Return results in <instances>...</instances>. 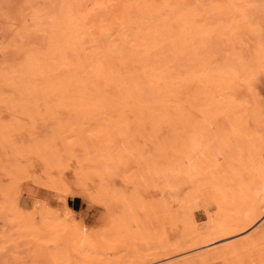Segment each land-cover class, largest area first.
I'll use <instances>...</instances> for the list:
<instances>
[{"label": "bare ground", "instance_id": "bare-ground-1", "mask_svg": "<svg viewBox=\"0 0 264 264\" xmlns=\"http://www.w3.org/2000/svg\"><path fill=\"white\" fill-rule=\"evenodd\" d=\"M55 1H57V0H55ZM256 1L258 2V0H93V1L92 0H59L58 2H61V3L59 5H56V8H54L55 10L53 9V11H56V13L54 15H51V13L53 14L54 12L50 11V16L48 17V15H49L48 14L49 10H48L47 16H46L48 19L45 18L46 14H43V17H42V13L40 11V15H41L40 19H42L43 22L45 19L47 20V21H45L46 24L44 22L46 27H44L45 25L42 27L40 25V27L42 28L40 34H42V31H44L43 36H46L48 34V37H46V39L48 38L47 39L48 46L46 44L47 43L46 39H44V37H41V35H39V33H38V30L36 29V28L39 29V25H36V24L38 22L43 24L42 21L41 22L40 21L35 22V25L33 27L34 31H32L33 29L29 28V25L31 26L32 23L34 24V22H32V23L29 22L28 23L29 24L28 29H30L33 32L32 34H34L35 29H36V31L38 33L37 35H39L41 38H43V40L45 42V43H43V45H46L45 49L48 47L47 48L48 50L46 49V51H48L47 53L50 55L48 57V55H46V53L44 52L45 50L43 51L44 53H42V54H44V56L46 55L45 57H48V58H50V56H52L50 58L52 60V62H50L51 60L47 59L49 64L52 63L51 68L50 67L49 68L47 67L48 69L46 68L48 71H50L48 74L49 75L48 80H46L45 82L43 81V79H44L43 76H45V75L47 76L48 71H46V70H45L46 72L42 71V73L40 74V72H41L40 70H43L40 67H43L44 65L42 63L43 61L40 62V64H42V65L39 64V61L41 58L36 59V57H38L39 54L37 55V54L33 53V51L32 52L30 51V52H28V55H27V53L25 54V56H27L26 57L27 60H24L25 59L24 58L23 59L24 61L22 60V62H20V63H22V65H19L20 63L17 64L16 61L15 62H16V65L18 67V70H20L19 66H21L20 68H22V66L25 65L23 63L24 62L26 63V61H27V64H26V68L28 69L27 73L30 72L29 76L32 78L35 70H36V72H39L40 77L41 76L43 77L41 79L42 81L39 82V84L40 83L41 84L38 85L37 81H36V83H37L36 84L35 79L33 78L34 84H36V85H33L31 83L30 79H29L30 80L29 81V80H27V78H25V76H26L25 74H24L25 76L23 74L19 75V73H20L19 71H18V73H16L18 75V77H16V75L14 77H12V75H13L12 73L14 71L11 69V67L14 66L15 63H14L13 59L12 60H13L14 64L9 63V61H11V59H10L11 56L15 57V59H16V56H13V55L9 56V61H8L9 65L10 64L12 65V66L10 65L11 67L9 68L12 71V73H11L12 75L11 76L9 75L10 78L8 79V76H7L8 71L5 72V74H7V75H5V76H7V78L2 79L1 78L2 76H1L0 82H2V80H3L4 83H2V84H4L5 88L8 87V90H10L8 83L10 84V87H11V85H13L11 87V88H13V89H11V91H14V90L21 91L22 90V92H20V93H23V90H24L25 94L24 95L22 94V95L25 99L29 98V97L25 96L26 92H28V91H29V96L31 97L32 89L35 88L34 86H38V87L39 86L42 87L43 85L47 86V90L50 91V93L52 95V97H51V95H49L51 101H53V102H51V103H53V104H51L52 106L50 107V105H49L50 102L48 103L49 98L47 99V97L46 98H45V96L43 97V95H45V93H46L45 90H44V94L42 95V98L45 100L47 99L45 101L46 102L45 104H48L47 107H49V109L48 108L47 109L50 111V113H52L51 116H53V114H54L55 117L59 116L60 119H62V120L66 116V119H64L65 121L57 119V125L54 126L53 131H52V135L49 138L50 152L53 154H56V155L62 154L64 152L65 154H68V156L72 157V156H76V154H77L76 148L78 147L77 149L81 148V151L84 149L87 152V154L91 153L92 155H91V157H89V156L84 157V160L83 159L79 160V161L76 160V162L78 163L76 165L77 176L74 178L71 177L69 174H67V172L65 173L62 171L63 165L61 164V162H57V163H55V165L53 164L52 169H54L55 172H58L59 174H58L57 180L55 182H52L53 184L49 188V200L42 199L41 201H38L35 199L34 201H29V203H27L26 197L23 196L24 190L21 188V186L16 185L17 188H15V190H13V193L11 195L12 196V198H11L12 205H10V206H12L11 209L13 211V214L11 217H13V218H14V216L17 217L15 219H17L16 221H19V222H17L18 224L20 223V221H22V218L24 219V217H26L25 219H27V220L29 219L28 221H25L26 226H22V224L21 225L19 224L21 227H26V228L29 224H32L31 221H33V220H30L29 215L30 216L32 215V217H38L43 222L42 223L44 225L43 229L46 230L47 232H48V229L46 228L47 225H49L50 223L54 224V222H52V221L49 222V221L50 220L54 221V219L57 220V218L59 219L61 217H63V222L67 221V220H71L72 224L76 225L77 223H75V221L77 220V222L79 221L81 226L86 227L87 224L85 223L84 214L80 211L79 216L77 218L76 217L74 218V214L76 211L71 206H69L67 204V198L70 196L85 198L87 194H91V191L93 189L92 188V181L88 178V175L90 173H89V170L86 169V165H85V163H88L86 161L88 159L87 157L90 158L88 160H90L89 162L92 163L90 165L94 166V168L96 169V171H94V172H97L98 175L102 177V179L103 178H104V180L106 179V181L108 183L114 182V179L116 176L115 173L116 172L118 173V171H119V167H118V171H117V165H120V164H118L119 160H121L123 162V163L121 162L122 164H127V163H130L131 159H133L132 162L137 163V165L140 168V172L138 173L139 178L146 180L148 177H152V178L159 180L161 192H164L165 195L167 196V199L171 203L173 202L175 204V206L173 208H175V211L178 214V215H176V212H175V215L180 217L184 226L187 227V229L190 231V234L193 236L192 239H194V241L192 242V240H189L187 238L189 241H191L190 244L185 242V243H187V245L182 246V244H181V246H177L176 245L177 243H176L175 245L177 247H174V249L171 248L170 245H168V244H171V242L170 243L168 242V244H167L168 247L170 249H173V250L166 251L165 248H167V247L163 248L167 243V239H166V243L164 244L163 247H161L162 249L160 248L161 250L164 249L163 251H166V252H164L162 254H160V253H158V254L154 253L153 254L152 253L153 255L151 254V252H146V253H142V254L140 253V255H138V257H136V258L135 257H133V258L127 257L128 260H126L125 262L122 260V264H156L158 262H161L162 259H166V258L169 259L170 258L172 260V258L170 257L172 253L179 252V254H180L181 250L187 249L188 247L189 248L194 247L197 250H199V248H197L198 245L204 246V248H203L204 251H202L200 253H198L199 252L198 251L195 254L193 249H192L194 254L192 253L193 255H191V253H189L190 252L189 251L187 253V254H189V256L183 257L182 260H180L181 258L179 255L180 259H178V261H176L177 259L175 260V262L171 261V262L166 263V261H164V260L163 261L165 262V264H206V263H209L211 260H213V259L215 260V258L217 259V257H220L222 255L228 256L231 254L234 257H231V255H230V257L234 259V258H236L234 254H237L240 251H242L245 254L242 257L238 256L239 258H241L240 261L238 262V257H237L235 260L236 263L233 260L232 262H234V263H231V264H264V251H261L260 249H257V250L255 249V248L260 247L261 245H264V242L258 243L259 241L264 239V229L260 230L258 227V229L260 231L257 235H254L256 232H253L254 236H252V234L249 233L251 236H249V237L246 236V239L244 238V240H242L243 239L242 236L244 235L242 233L243 235H240V238H242V239H241V241H238V242H235V241L231 242L232 238L230 237V236H234L233 237V240H234L235 238H238L239 234L241 232H243L244 230L248 229L250 232V227L252 226V224H254L255 220L260 215H264V201L260 202L259 204L255 205V206H250L248 208L246 207L245 210L242 211V213H240L242 208L239 209L240 208L239 207L238 209L240 210L239 211L240 215L239 216L237 215L235 218H234V216L232 217L231 214H230L231 215L230 219H219L218 220L217 216H216V219H217L216 221H215L214 217H208L211 219H208L206 223L199 225L197 223L195 216H194L195 215L194 211H196L194 209L196 207L202 206L204 209L207 210V204H208V198L206 197L207 193L205 194V190L209 187L206 186V183H201V182L200 183H198V182L194 183V181L198 177H200V175L202 173H204V174L206 173L204 169H203V172L201 173V170H202L201 166H203L202 164H204L205 161L206 162L209 161V160H207V158H204L205 160H204V162H202L199 159V157L200 156L208 157L209 156L208 153L209 154L213 153V152L211 153L210 150H208L207 155H205L206 153L204 154L202 152V151H205V150H203L205 145H206V147L209 146V148L211 149L210 146H212L214 148L215 147L214 145L217 146V144H218L217 142H219L216 140L215 144L213 142V144L210 145L212 143V139H211L210 133H209L210 138H208V135H207L208 129L205 126L206 123L204 124V127H203V130H205L207 132V133L204 132L206 135L203 133V130L201 128L203 135L201 133L200 134L199 133H192V134L187 135V137H185L186 138L185 141L183 140L185 143L184 144L185 151L181 157L179 155L178 159H177V157L174 158L173 160L170 159L171 157L169 158V153L171 155V152H173V150L175 148V144H171L173 146L170 145L171 147H169V146H167L169 144L168 141H167L168 144L166 143L167 139L166 140L164 139L163 141L162 140L159 141L163 134L161 135V137L160 136L157 137L160 139L157 140V144L155 143L157 145L156 149L161 152V154L164 158V159H162L163 160L162 162L160 161V164L159 163L155 164L154 162L152 164H149V163H151L150 157H147L148 159H146V161L149 160L150 162L149 161L146 162L145 160H142V159H144V157L147 156V155H145L144 157L141 156V151L144 152L143 146L145 147V145H146V144L144 145L145 141H143V143L137 142L138 141L137 138L135 139L137 141H134L133 139L131 140V138L128 139L127 135H126L127 133L129 134V132H127V131L132 130L133 134H135V135H133V138L136 135L140 136L143 133L145 134V131H146L145 129L148 128V126H149V127H152L153 131L150 130V128H149L148 130L150 132L149 131H146V132H148L150 137H152L151 136L152 133L155 134V131L157 132L159 129H161V127H163L162 125L164 124L165 121H172L173 122V121L179 120V117L182 113L181 109H185L182 106L183 98H184V100L186 99L184 102L193 101L192 99H189L190 100L189 101L187 96L185 97L184 95H182L183 91H186L185 88L187 86V84H184L182 82L188 83V86H189V83H192L189 80L193 79L192 77H194V75L197 78L198 77L197 72H199V70H198L197 72L194 71L195 72L194 74L193 73L189 74V70H191V69L194 70V66H193L192 62H193L195 56L198 55L196 53L200 52L199 48H195L198 51H196L195 49H192V48L195 45H197V42L199 41L200 37H201L200 41H203L202 39H204V41L206 40L207 37H206V34L204 32L207 33V31L209 29L208 27H210L211 29L215 28V27L214 28L212 27L213 25L212 26L209 25L208 17L210 16V14H211L210 17H212L214 15L213 19L215 20V16L217 17V14H219L218 17L220 16V18H221V17H223V15L225 16L226 14H228L227 12H229V19H232V18H230V14H231V17L232 16L234 17V15H235L234 19H236V22H238L237 19L239 18V15H240V20H239L240 23H242V21L245 19L248 21H253V22L255 21L258 24L259 23V22H257L258 19L264 18V16H262V10H264V6L260 5V3L257 5ZM9 2L7 0H5L4 3H6L7 7L12 9ZM31 2H29V3H31ZM29 3H28V6H29ZM52 3H53V1H52ZM262 3H264V2H262ZM26 4L24 6H26ZM33 4L34 3H32V5ZM1 5H4V4H1ZM6 5L4 6V8H6ZM51 5H53V4H51ZM28 6H26V8ZM42 7H43V5H42ZM54 7H55V5H54ZM231 7L232 8L235 7L238 9L234 10ZM4 8L1 7L0 11ZM19 8H20V6H19ZM24 8L22 7V12H23ZM34 8H35V4H34ZM227 8H229L230 10L227 11ZM14 10H16V12H17L18 9H14ZM3 11H1V13L3 15L0 13V15H2V18L5 17L4 13H5V15H7L6 12L9 11V9H7L6 12H5V10H3ZM35 11L36 10H34L33 12L35 13ZM213 11H214V13H213ZM221 11L223 12V14H221ZM10 12H8L9 15L14 16V15H11L13 13V11L11 12V14H10ZM24 12L29 13L32 11H29V10L27 11V9H26V11L24 10ZM45 12H46V10H45ZM225 12H226V14H225ZM236 12H237L238 17L236 16ZM19 13L16 14V17H18V18L12 17L14 19L13 27H14V24H16L15 22L24 21V22H22L24 25V23H26L25 19L27 20L30 15H31L30 16L31 19H29L28 21L34 20V17L36 20L39 19V12H38L37 16L34 13L30 14L29 16L27 14V15H25L27 17L24 19H23L24 14L20 13V15L18 16ZM233 13H234V15H233ZM20 16H22L23 20L22 21H19V20L15 21V19H21V18H19ZM2 18L0 16V19H2ZM7 18H9V16H7ZM12 18L9 20H12ZM220 18L218 19L220 27H219V25H217L218 31H219V28L223 29L224 26H225V28L228 27V30H229L230 27L227 24L229 23V25H230V22H235V20H233V21L229 20L228 23L226 22V24L223 25V22L221 24V21H219ZM225 19H227V18H225ZM245 20L243 22H246ZM262 20H264V19H262ZM4 21H6V20H4ZM210 21H211V19H210ZM227 21H228V19H227ZM204 22H207L208 24L206 25ZM236 22H235V25H236ZM255 22H254V25H255ZM6 23H8L7 24L8 26L6 25ZM9 23L11 24V21L8 22V19H7V21L4 23L5 25L3 24L4 27H6V26L9 27L10 26ZM22 23L19 24L20 26H18V28L22 26ZM224 23H225V21H224ZM199 24H201L203 26V27L201 26V30L198 28V31H201V33H202L201 35H200V32H198L196 30V28ZM203 24L205 25V27ZM226 25H227V27H226ZM35 26H37V27H35ZM206 26H208V27L206 28ZM7 27L5 29H8ZM13 27L12 28L10 27V29L13 30ZM234 27L231 26L230 30L236 31ZM237 27L238 26H236V28ZM256 27H257V25H256ZM25 28H26V26H25ZM46 28H47L48 33L46 32ZM16 29H15L16 32L18 30H21V29L23 31L22 27H21V29L20 28L17 30ZM28 29L26 28V30H24V31L26 32ZM238 29H240V28L238 27ZM11 30H9V31L7 30V31L10 33ZM215 30L214 31L216 32V35H214L213 37L216 41H219L218 40L219 35H217L218 34L217 27L215 28ZM225 30L226 29H224V33H225ZM7 31L6 32L2 31L3 37H6V35L4 33L7 34ZM15 31H13V32L15 33ZM195 31H197L198 33ZM209 31L211 33L210 29H209ZM239 31H241V30H239ZM215 32L212 31L211 34H208L209 35V38H207V39H209L208 41L211 40V38H212L211 35L215 34ZM236 32H238V31H236ZM257 32H258L257 36L260 38L261 31H257ZM14 33L12 34V36L14 35ZM17 33L20 34L19 31ZM26 33L29 35L30 31H29V33L28 32H26ZM45 33H46V35H45ZM222 33H223V31L220 33V36L222 37V38H220L221 40L223 39V36H224V34L222 36ZM255 33H253V34H255ZM18 34H16L17 37H18ZM21 34H25V33H21ZM35 34H36V32H35ZM197 34H199V37L197 36L198 38L195 39L196 38L195 36ZM16 35H14V36L16 37ZM231 35H232V32L230 34V37H231ZM12 36H10V37H12ZM215 36L218 38H216ZM19 37L20 38L23 37V39H24L25 36L21 35ZM30 37H32L31 34H30ZM40 37H39V39H41ZM0 38H1V36H0ZM12 38L9 39V37L8 38L6 37V40H11ZM1 39H0V41H1ZM26 39L28 41V36L25 38V41H26ZM34 40H35V38H34ZM11 41H14V40H11ZM17 41H15L17 43L13 42L12 44L13 45L15 44L14 46L17 48V51H18V48L21 50V48L19 46L20 44L18 46L16 44L21 43L24 40L20 42L18 39ZM195 41H196V43H195ZM245 41H246V39H245ZM6 42H9V41H6ZM37 42L40 43V40H38ZM28 43L29 42H27V44ZM209 43H211V45H212V42H209ZM217 43H219V42H217ZM235 43H233L234 46H235ZM5 44L6 43H4V45ZM7 44L8 45H6V46L8 49L4 46L3 50H5V48L7 49V50H5L6 52L13 50L11 48H14V46L10 47L9 45L11 43H7ZM27 44H25V45H27ZM31 44H33V46L35 45L34 46L35 48L36 47L40 48V44L37 46V43L36 42L34 43L33 40L30 42V46H31ZM41 44H42V42H41ZM205 44H208V43L205 42ZM213 44H214V42H213ZM25 45L23 43L22 49L25 47ZM8 46L10 47V50H9ZM197 46H199V45H197ZM225 47H226V45H225ZM16 48H14V49H16ZM27 48H29V47H27ZM223 48H224V46H223ZM41 49H43V47ZM41 49H39V50H41ZM191 49L195 50V53H193V51L190 52ZM201 49L203 52L204 48H201ZM226 49L228 50V48H226ZM24 50H26V49H24ZM24 50H23V52L20 51L19 53L20 54L24 53ZM207 50H209V49H207ZM5 51H4V54H5ZM15 51H13V52L11 51L12 54ZM184 51H188V54H189V55L187 54V56L181 55V57L186 56V58H185L186 61L189 59L190 56L195 54V56H192V57H194L193 59H192V57H190L191 59H189V60H192L191 63L188 61L187 62L185 61L186 66H184L185 64L181 62L182 61L181 59L179 61V58H181L180 54H181V52L184 53ZM206 51L204 52L205 56L207 54ZM11 52L7 53V54L9 55V54H11ZM35 52H36V49H35ZM202 52L199 53V54H201L198 56L199 59H200V57L202 58ZM185 53H187V52H185ZM4 54H3V56H4L3 58L5 59L6 56ZM208 55H207V57H208ZM203 56H204V54H203ZM210 56L211 55H209V57ZM215 56H217V54ZM187 57H188V59H187ZM20 58H22L21 55H20ZM212 58H213V55H212ZM17 59H19V58H17ZM38 59H39V61H37ZM182 59H184V58H182ZM202 59L204 60V58H202ZM5 60H3V61H5ZM46 61H45V63H46ZM196 61H198L197 56H196ZM180 62L182 63V67H180L181 66ZM5 63H6V61H5ZM187 63H189V66L192 64V67H190V69H188ZM4 64H3V66L5 67V65L7 63L5 65ZM194 64H196V63H194ZM9 65L7 64V67H9ZM3 66H1V67H3ZM204 67H205V65H204ZM180 68H186L185 71H186L187 75H184L185 72L183 73V71L180 70ZM205 68H207V67H205ZM3 70L4 69H2V71ZM6 70H7V68H6ZM15 70L17 71V68ZM195 70H197V69H195ZM208 70L209 69H207V71ZM24 71H26V70H24ZM24 71H23V73H25ZM187 71H188V73H187ZM210 71H211V69L209 70V72ZM251 71H252V69H251ZM15 72H14V74H15ZM36 72L34 75H38ZM43 72L45 73V75H42V74H44ZM204 72H205V70H204ZM214 72H215V69H214ZM222 72H224V70ZM196 73H197V75H196ZM200 74H202V73H200ZM219 74L220 73H218V75ZM188 75L190 76L189 78L187 77ZM184 76H186L187 79H186V77L184 78ZM210 76H211V74H210ZM26 77H28V74ZM38 77L36 79H38V81H39ZM202 77H204V78H202ZM202 77H201L202 80L206 78L205 76H202ZM221 78H222V76H221ZM193 80H197V79H195V77H194ZM198 80H200V78ZM261 81H262V79H261ZM46 82H47V85H46ZM195 82H197V81H195ZM195 82L193 81V83L195 85L191 84V86H193V85L197 86L198 84ZM236 82H238V81H236ZM201 83H203V82H201ZM204 83H206V82H204ZM182 84H184V85H182ZM261 84H264V83H261ZM245 85H246V83H245ZM4 86L0 85V88H2V89H0L1 92L3 91ZM182 86H183L184 90H182ZM184 86H185V88H184ZM188 86H187V89H188ZM191 86H189L190 89L192 88ZM41 87L36 88V89H39V91L42 90V92H43V89H41ZM196 89H197V87H196ZM6 90H4V91L7 92L8 90L7 91ZM207 90L205 89V91H207ZM212 90H214V89H212ZM16 91H14V94ZM1 92H0V95H1L0 99H2L3 94H5V93H1ZM33 92L36 94V96H38L37 95L38 90L34 89ZM187 92H189V91H187ZM17 93H16V96L21 95V94L18 95ZM30 93H31V95H30ZM40 93H41V91H40ZM50 93H47L46 95H48ZM9 94H10V92H9ZM9 94L7 92L6 97ZM22 95H21V97H22ZM33 96H32V98H33ZM188 96L190 98V95H188ZM9 97H10V95H9ZM9 97H7V99ZM199 97H201V99H202V96H199ZM207 97L209 98L208 95H207ZM14 98H15L14 96H13V98L10 97L8 99V102H10L11 99H12L11 100L12 102L15 101V104H16V102L19 101L18 105H20L19 103L24 102V101L18 100V98H17V100H18L17 101ZM35 98H36L35 100H37V101H38L37 98H40L42 100L41 96L35 97ZM13 99H14V101H13ZM205 99H206V103H207V98H205ZM4 100H6V99H4ZM4 100L2 99L3 103H6ZM221 100L225 101V100H223V98H221ZM2 101H0L1 102L0 104H3ZM8 102H7V104H8ZM28 102H30V100H28L27 102H24V103H28ZM32 102L34 103L33 99L30 102V104L28 103L27 105H36L35 103L33 104ZM202 102L204 103V101H202ZM37 103L41 104V103H43V101H41V103H40V100H39ZM193 103H197V102L193 101L192 104ZM199 103H201V102H199ZM199 103H198V106H199ZM206 103H204L205 107L207 105ZM225 103H227V102H225ZM233 103H236V102H233ZM240 103H242V102H240ZM7 104H6V106L10 105V104H8V105ZM13 104H11V105H13ZM15 104H14V106H16ZM208 104H210V103H208ZM204 105H202V106L204 107ZM43 106H44V104H43ZM53 106H54V108L57 107L56 109L53 110L54 113L52 111ZM181 107H183V108H181ZM208 107L211 109V104ZM208 107H206V108H208ZM36 108H35V110H36ZM189 108H191V106ZM197 108H195L193 110L195 111V113L198 112V114H199V111L196 110ZM221 108H222V106H221ZM224 108H222V110ZM216 109H218L217 112L219 113L220 109L219 108H216ZM225 109L227 110V108H225ZM25 110L28 112L27 108ZM32 110H33V108H32ZM187 110L185 109V111L187 113L183 110L184 115H185V113L187 114V120L185 121L186 124H187V122H189L188 121V119H189L188 118V112H193V111H189L190 109L188 111ZM208 111H210V110H208ZM212 112L213 111H211V113ZM222 113H226V112L223 110ZM61 114L64 115V116H62V118H61ZM202 114L203 113H201V115ZM215 114H216V112H215ZM54 116H53V119H54ZM212 116H214V115H212ZM222 116H223V114H222ZM200 117L202 118V116H200ZM220 117H221V115H220ZM226 118H228V116ZM262 118H264V117H262ZM209 119H212V118H209ZM228 120L230 121V119H228ZM262 120H264V119H262ZM232 121H233V119H232ZM179 122H180V120H179ZM209 122H212L211 125L213 124V120H211ZM198 123H199V121H198ZM198 123H197V126H199ZM191 124H192V121H191ZM194 125L196 126V124H194ZM217 125L219 127V124H217ZM228 125H226V126H228ZM195 126H193V127H195ZM209 126H210V124H209ZM234 126H235V124H234ZM252 126L255 127L254 124H252ZM236 127H237V125H236ZM258 127H260L259 129H261L262 133H264V122L259 123ZM186 128H187V126H186ZM219 128H220V131L223 130L222 126ZM215 129H217V128H215ZM215 129L214 130L210 129V130L214 133ZM232 130H234V128H232ZM232 130H231V132H232ZM11 131L9 128H6L5 131L0 132V136L3 137V147L9 149V151L11 153H13V152L17 151V148H15L13 146V143H12L13 141L11 140L12 136L10 134V133H12ZM189 132H190V130H189ZM228 132H229V130H228ZM116 133H118V136L119 135H120V137L122 136L121 139L123 137H125L130 143L128 142L127 145H124L125 143L123 142L124 143L123 146H120L119 144H117V146L119 145L118 148L115 145L116 147L114 146L115 147V149H114L113 141H116V140H113V138L117 137V135L116 136L114 135ZM148 133H147V135H148ZM161 133L162 132H160L159 134H161ZM224 133H226V132H224ZM241 133H243V132H241ZM159 134H157V135H159ZM245 134L246 133H244V135ZM255 134L258 135L259 133L258 134L255 133ZM143 135H142V137H144ZM213 135H215V134H213ZM154 136H156V135H154ZM261 136H264V135H261ZM214 137H216V136H214ZM125 138L122 140L126 141ZM148 138H149V136H148ZM153 138H155V137H153ZM243 138H244V136H242L241 139H243ZM258 138H256V139H258ZM144 139H145V137H144ZM209 139H211L210 140L211 143L209 142L210 144L207 145V143H205L206 142L205 140L209 141ZM246 139L247 138H245V140ZM249 139H250V137H249ZM148 140L151 141V139H148ZM148 140H146L147 143L149 142ZM222 140H224V139H222ZM230 141L231 140H229V142ZM222 142H225V141H222ZM243 142H244V139H243ZM117 143H119V142H117ZM174 143H176V142H174ZM148 145L149 144H147V146ZM230 145H232V143ZM236 145H235V147H236ZM147 146L145 148L146 149L145 152H147V148L149 147V146L148 147ZM153 147H155V145ZM220 148H221V146L219 147V149ZM223 148H225V147H223ZM234 149H236V148H234ZM212 150L213 149H211V151ZM214 150L217 153V156L222 155V153L219 154L221 151H218V146H217V148L215 147ZM245 150H246V147H245ZM85 151H83V152L86 154ZM176 151H177V148H176ZM225 151H227V150H225ZM231 151L234 152V150H231ZM237 152H239V154H241L239 150H237ZM244 153H246V152H244ZM146 154H148V153H146ZM215 156H216V154H215ZM222 156H224V155H222ZM262 156H264V155H262ZM63 157L65 158V156H63ZM172 158H173V155H172ZM198 160H199V163H197ZM143 161H145V162H143ZM227 161H229V160H227ZM258 161L260 162V160H258ZM200 162H201V164H200ZM235 162L237 163L238 161H235ZM219 163H221V162H219ZM197 164L199 165V167L197 166ZM225 164H223V168L225 167ZM260 164H262V163H260ZM9 165L10 164H8L7 166H9ZM205 165H206V163H205ZM11 166H12V168L14 167L13 164H11ZM37 166H38V164H37ZM200 167H201V169H200ZM219 167H220V164H219L218 168ZM233 167H234V165H233ZM6 168H8V167H6ZM203 168H204V166H203ZM17 169L24 170L23 166H21V165H17V166L15 165L14 170H17ZM7 170L9 171V173H11V169L9 170V168H8ZM233 170H234V168H233ZM8 171H7V173H8ZM237 171L238 170H236V172ZM250 172H251V169H250ZM219 174H220V172H219ZM225 174L226 173H224L223 175H225ZM9 175H11V174H9ZM208 175H210V174H208ZM9 177H11V176H9ZM223 177L226 179L227 176L225 175ZM223 177H220L219 179H223ZM14 183H16V182H14ZM216 184H217V182H216ZM227 186H228V183H227ZM216 187H217V189H220V190L223 189V187H221V186H216ZM211 190L209 191V193H212ZM215 194L217 195V193H215ZM225 195H227V196L231 195L230 191H228V194H225ZM233 195H234V193H233ZM212 198L215 200V198L213 196H212ZM218 198H216L217 201H218ZM38 199H40V198H38ZM164 200H166V199H164ZM1 202H3V201H1ZM164 203H165V201H164ZM215 203H216V201L214 202V204ZM167 204L168 203H166L164 205L168 206ZM237 205H238V203H237ZM2 206H1V208H3ZM37 206H39V211L35 213L34 210ZM221 206L219 205V207H221ZM238 206L242 207V203L239 204ZM226 207L229 209L228 206H226ZM168 208H170V207L168 206ZM168 208H167V210H168ZM230 208H231V206H230ZM30 209H31L30 213L25 212L26 210H30ZM165 209H166V207H165ZM234 211L235 212L238 211L237 208ZM9 213H12V212L9 211ZM27 213H29V214H27ZM169 213H171V212H169ZM173 213H174V211L172 212V214ZM214 213H215V211H214ZM236 213H238V212H236ZM216 214H217V212H216ZM226 214H227V212H226ZM208 215L210 216V214H208ZM220 215H222V214H220ZM219 217H222V216H219ZM8 218L10 219V217H8ZM171 218H172V215H171ZM19 219H21V220H19ZM21 223H23V222H21ZM173 223L171 225L172 227H174ZM48 227H50V225ZM260 228H262V227H260ZM30 229H32V228H30ZM37 229H38V227H37ZM50 229H51V227H50ZM57 229H56V231H58ZM34 231L35 230H33L32 232L30 231V233H34ZM254 231H256V230H254ZM50 232H51V230H50ZM52 232H54V231H52ZM168 232H169V236L171 234L175 233V231H174V233H170V231L168 230L167 234H168ZM73 233L75 234V236H73V237H75V239L74 238L69 239L68 237H65L66 235L65 236L62 235L60 237L61 244H59L58 246H54V250L52 249L53 254L50 253L51 250L49 251V253H50L49 259H51L50 260L51 264H69L68 263L69 262V256L67 255L66 251H69V249H73V247L74 248L77 247V244H79V243H80L79 246H81V245L85 246V245H83L84 244L83 242H84V239L86 238V234L88 233L86 228L74 229ZM245 233H247V232H245ZM48 234L52 235L51 233H48ZM236 234H238V237H235ZM35 236H36V233H35ZM140 236H142V234L139 235V237ZM53 237L55 238V235ZM227 237L229 238L228 239L229 241L226 240ZM162 238H160V240ZM224 238H226V239H224ZM230 238H231V240H230ZM182 239L184 240L185 237H183ZM182 239H180V242L179 241L178 242L184 243V241ZM187 239H185V240L187 241ZM181 240H182V242H181ZM220 240H226L225 242H223V241L222 242L227 243V244H224V245L222 244V246L217 245L218 244L217 242H220ZM164 241L165 240H163V242ZM173 241H174V239H173ZM175 241H177V239ZM262 241H264V240H262ZM91 242H92V240H91ZM132 242H134V240H132ZM163 242H161V243H163ZM90 243H89V245H90ZM158 243H160V241ZM259 244H261V245H259ZM175 245H172V247ZM215 245L218 247H216ZM251 245H254V247L253 246L251 247ZM255 245H256V247H255ZM212 246H215V247L213 248ZM55 247H57L56 250H55ZM205 247H207L208 249H205ZM209 247H210V249H209ZM250 247L253 248L254 250H256L257 252L251 254V252H250L251 248ZM78 248H80V247H78ZM4 250H6V249H4ZM83 250L85 251V249H83ZM17 251H15V252L17 253ZM96 251H98V250L96 249ZM1 252H3V251H1ZM34 252H35V250H34ZM54 252H56V253H54ZM22 253H24V252H22ZM82 253L84 254V252H82ZM87 253L89 254V251ZM95 253H98V252H95ZM1 254H0V256H1ZM89 255L84 254V256H86L85 258H89V257H87ZM238 255H241V254L239 253ZM95 259L94 260L92 259V261L93 262L94 261H97V262L100 261V263H95V264H104V261H103V263L101 262V260H100L101 258L99 259V261L95 260ZM107 259L109 261V258H107ZM170 259L168 261H170ZM219 259H221V257ZM224 259L227 260L226 258H224ZM36 260L37 261L40 260V262L42 264L41 259H36ZM90 260H91V255H90ZM90 260L86 261V262H88L87 264H90L89 262L93 263ZM40 262H39V264H40ZM86 262L84 264H86ZM164 262H162V263H164ZM1 263H3V261ZM72 263L70 262V264H72ZM107 263L108 264L109 263L114 264V262H107ZM117 263L120 264V261ZM35 264H37V262ZM78 264H80V263H78ZM105 264H106V262H105Z\"/></svg>", "mask_w": 264, "mask_h": 264}, {"label": "rangeland", "instance_id": "rangeland-1", "mask_svg": "<svg viewBox=\"0 0 264 264\" xmlns=\"http://www.w3.org/2000/svg\"><path fill=\"white\" fill-rule=\"evenodd\" d=\"M7 1L8 2L10 1L9 4L11 5L12 9L14 8V9H18V10L16 12V10L10 9L6 5L7 2L4 3L5 0H0V3L4 4V5L0 4L1 5L0 9H1V7L4 8V6L6 5V8L2 9L1 11L5 10V12H6V10L9 9V11L6 12L7 15H5V13H4V16H5L4 18H2L3 14L0 11V13L2 14V15H0L2 18V19H0V29L2 31L6 32L7 30L8 31L11 30L10 27L11 28L13 27V22H14L13 18H18V17H16V14L19 12L24 14V16H23V19H24L27 17L25 15L28 14V16H29L30 14L34 13L33 12L34 10H36L34 14H36V16H37V14L39 12V19L36 20L34 17L35 15H34L33 16L34 20L28 21L29 19H31V17H30L31 15H30L27 20L25 19L26 23H24V25L22 23V22H24V21H22L23 20L22 16L19 17L21 19H15V21L19 20L22 22H15L16 24H14L13 30H11L10 33L8 31H7V34L4 33L7 38L9 37V39L13 37L11 40H14V41L6 40V37H3V32L0 30V36L2 38V39L0 38L1 39V41H0V45H1L0 46V67L3 66L5 61L8 65H9V63H12V64L15 63L14 64L15 67L10 64L14 69L10 65H9V67H7V64L5 63L6 64V65L4 64L5 67L4 66H3L4 68L1 67L2 69H4L3 70L4 72L0 68L1 69L0 70V74H1L0 77L2 76L1 78L5 79L8 76V79H9L12 74H13L12 77H14L15 75H16V77H18V75L16 73H18V71H19L20 72L19 75L25 74L27 76V74H28V77H26L25 75L24 76H25V78H27V80L30 79L31 83L33 85L37 84L36 81L38 82V85H40L41 83L39 84V82L42 81L41 79L43 77H44V79H43L44 82L46 80H48V78H49L48 74L50 71H48L47 69L49 67L50 68L52 67V63H50L51 64L50 65L48 60H47V59L51 60L50 58L52 56H50V58H48L50 55L47 53L48 51H46V49L48 47L45 49L46 45H43V43H45V42H44L43 38H41V37H44V39H46V37H48V34L46 35V33H45L46 36H43L44 31H42V34H40L41 29H42L41 27L46 24L45 21H47V20L46 19L44 20V22H45V24H44L42 19H40L41 18L40 11L42 13V17H43V14H46L45 18H47L46 16H47L48 10H49L48 17L50 16V11L54 12L53 14L51 13V15H54L56 13V11H53V9L56 8V5H59L61 2H58L59 0H57V1H55V0H7ZM52 1H53V3H52ZM27 2L28 3L31 2V3H29V6H28ZM262 2H264V0H258L257 5L260 3V5L264 6V3H262ZM32 3L35 4V8H34V4L32 5ZM25 4H26V6H28L27 8H26V6H24ZM51 4H53V5H51ZM42 5H43V7H42ZM54 5H55V7H54ZM19 6L21 9L19 8ZM22 7L23 8L25 7L27 9V11L29 10L32 12H29V13L24 12V10L26 11L25 8L23 9V12H22ZM232 9L236 10L238 8L233 7ZM45 10H46V12H45ZM229 10L230 9L227 8V11H229ZM10 11L11 12L13 11V13L11 14ZM8 12H10V14L14 15V16H10ZM237 12H236V16H237ZM20 13L18 14V16L20 15ZM213 13H214V11H213ZM227 13L228 14H226V12H225L226 15L225 16L223 15L224 18L223 17L220 18V16L218 17L219 14H217V17L215 16V20L213 19L214 15L212 14L213 16L210 17L211 16V14H210V16L208 17L209 25H211V26L213 25L212 26L213 28L217 27V31H218L217 25H219V27H220V24L218 22L219 18H220L219 21H221V24L223 22V25L226 24V22L228 23L229 20H232V21L235 20V22H236V19H234L235 18L234 13H233L234 17L233 16L231 17V14H230V18H232V19H229V12H227ZM221 14H223L222 11H221ZM7 16H9V18H7ZM262 16H264V10H262ZM10 17L11 18L13 17L12 20H9V19H11ZM225 18H227L228 21ZM7 19H8V22L11 21V24L9 23L10 26L7 27L8 23H6V25H7L6 27L8 29H5L6 27H4V25H5L4 23L7 21ZM210 19H211V21H210ZM262 19H264V18L258 19V21H257V22H259L258 24L254 21L255 25H254L253 21H248L245 19L244 20L246 22H243L244 21L243 20L242 23H240V21H239L240 15H239V18L237 19L238 22H236V25H235V22H230V25H229V23L227 24L230 28H231V26L232 27L235 26L234 28L238 32H236L234 30L231 31L229 28V30L232 32V35L230 37L231 32L228 30L227 25H226L227 28H225V26L223 29L219 28V31L217 34V35H219L218 36L219 41H216L213 37L214 35H216L215 28L211 29L210 27H208L209 25L206 26V28L208 27L211 30V33L213 31V32H215V34L211 35L212 38L210 41H208L209 40V39H207V38H209L208 34H211L209 29H208L207 33L204 32L206 34V37H207L206 40L207 41L206 40L204 41V39H202L203 41H200L201 40V37H200L199 41L197 42V45H199L200 47L197 45H195V46L193 45L194 47L192 48V49L199 48L200 49L199 53L202 52L201 48H204L205 50L203 49V52H202V58H204V60L201 57H200L201 60L198 58V56L201 55L198 52L196 53V54H198V55H196L198 61H196L195 54L192 55V56H195V58L190 56V57H192V59L194 58L195 61L193 60V62L196 64H194L192 62V60H189V59H191L190 57H189V59L187 57V59H188L187 61L190 63L192 62L193 66H194V70L193 69L189 70V74L190 73L194 74L195 73L194 71L197 72L198 70L200 73H202V74H200L199 72H197L198 73L197 78L194 75L195 79H197V80H193L194 77H192L193 79H190V80L188 79L189 81L192 82V83H189V86H191V84H194L193 81L194 82L197 81L195 83H197L198 85L194 86L195 85L194 84L193 86H191L192 88L190 89L188 86V83L182 82L184 84H187V86H188V89H187V86H186V88L184 86L186 91H183L184 94L182 93V95H184L185 97L187 96L188 100L192 99L193 101L197 102V103H193V104H192L193 101H190V100H189L190 102H188V101L184 102L186 99L184 100V98H183L182 103L184 105L182 104V106L186 110L190 109L189 111H193V112H188V118L189 119L191 118L190 120L188 119V121H189V122H187L188 125L185 122L187 120V114H186L187 112L185 111V109H181L182 113L179 117L180 122H179V120H176L173 122L172 121H165L164 122L165 125L162 123L163 127H161V129H159L157 132L154 130L155 134L152 133V135H151L152 137H150L149 133L146 132V131H149L148 130L149 128H150V130L153 131L152 127H149V126H148V128L145 129L146 135L143 133L144 135L143 134H141L140 136L136 135L133 138V135H135V134H133L132 130L127 131V132H129V134L128 133L126 134L128 139L131 138V140L133 139L134 141L138 140L137 142H141V143H143V141H145L144 145L145 144L146 145H145V147L143 146L144 152H142L141 150L140 151H141L142 157H144L145 155H147V156L144 157V159H142V160L146 161V159H148L147 157H150L151 163H149L150 161L147 160V161H149L148 162L149 164H152L153 162L155 164H158V163L160 164V161L162 162L163 161L162 159H164V158H163L161 152L156 149L157 148L156 147L157 146L156 145L157 140L160 139L157 137H159V136L161 137V135L163 134L159 141H161V140L163 141L164 139L165 140L167 139L166 143L168 141L169 144L167 143L168 144L167 146H169V147L173 146L171 144H175V148H174L173 152H171V155L169 153V158L171 157L170 159L173 160L174 158L177 157V159H178L179 155L181 157L185 151V147H184V144H185L184 141L186 139L185 137H187V135L192 134V133H199V134L201 133L202 134L201 128L203 130L204 124L206 123L205 126L208 129L207 135H208V138H210L209 137V133H210L212 143L210 142L211 139H209V141L205 140L206 141L205 143H207V145H209L211 143L210 145H212L213 142L215 144L216 140L219 141V142H217L218 143L217 144L218 151H221L219 154L222 153V155H224V156H222V155L217 156V153L214 150L215 147L217 148L216 145H214L215 146L214 148L212 146H210L211 149H213L212 151L209 148V146L206 147V145H205V147L203 149L205 151H202V152L204 154L206 153L205 155H207L208 150H210V152L211 153L213 152V153L212 154L208 153V155H209L208 157H202V156L199 157V159L202 162H204V160H205L204 158H207V160L210 161V162L205 161L206 165H205V163L202 164L204 166V168H203V166H201L202 167L201 173L203 172V169L205 170L206 173L205 174L202 173L200 175V177H198L194 181V183H197V182L198 183H200V182L206 183V186L209 187V188L206 187L207 189L205 190V194L207 193L206 197L208 198L207 210L204 209L202 206L196 207L194 209V210H196V211H194V214H195L194 216H195L197 223L199 225H202V224L206 223L208 219H211L208 217H214L215 221L217 219L218 220L219 219H230L231 215H232V217L234 216V218H235L237 215L238 216L240 215L239 209L242 208V210L240 211V213H242V211H244L246 207L248 208L250 206H255V205L259 204L260 202L264 201V156H262V155H264V136H261V135H264V133H262L261 129H259L260 127H258L259 123L264 122V120H262V119H264V118H262V117H264V84H261V83H264V20H262ZM4 20H6V21H4ZM37 21L43 22V24H41L39 22H38L39 24L38 23L36 24V25H39V29L38 28H36V29L38 30V33H39V35H41V37L39 35H37L38 33H37L36 29H35L36 34H35V32H34V34H32L33 33L32 31H34L33 27L35 25V22H37ZM224 21H225V23H224ZM29 22L30 23L34 22V24L32 23L33 26L31 25L32 27L28 24ZM21 23H22L21 27L23 28V31H22L21 27H19L21 30H18L20 33V34H18L17 33L18 31L16 32L15 29L16 28L19 29L18 26H20L19 24H21ZM204 23L206 25L208 24L207 22H204ZM28 25H29V28L33 29L32 31L30 29H28ZM40 25H41V27H40ZM256 25H257V27H256ZM25 26L30 31V33L28 30L26 31L29 33V35L24 31V30H26ZM201 26L202 25L199 24L197 26L196 30L198 31V28L201 30ZM236 26H238L240 29H238V27L236 28ZM35 27H37V26H35ZM44 27H46V25ZM204 27H205V25H204ZM224 29H226L225 33H224ZM239 30H241L242 32ZM13 31H15V33ZM197 31H195V32H197ZM222 31H223L222 36H223V34H224V36H223V39L221 40L220 38H222V37L220 36V33ZM257 31H261V33H262V34L260 33V38L257 36V34H258ZM46 32H47V28H46ZM198 32H200V35L202 34L201 31H198ZM252 32L253 33L256 32V33L253 34ZM13 33H14V35L18 34V37L21 35L25 36V37H24V39H23V37L18 38L16 35V37H17L16 38L14 35L12 36ZM21 33H25V34H21ZM8 34L12 37H10ZM30 34L32 37H30ZM27 36H28V41H27V39L25 41V38ZM38 36L41 39H39ZM197 36L199 37V34H197L195 36L196 37L195 39L198 38ZM218 37H216V38H218ZM34 38H35V40H34ZM18 39L20 42L24 40L26 43L23 41L21 43L16 44L17 46L20 44L19 46L21 48V50L18 48V51H17V48L14 46L15 44L13 45L12 43L17 41ZM47 39H46V42H47ZM245 39L247 42L245 41ZM32 40L34 41V43L35 42L37 43V46L40 44V48L39 47L35 48L34 47L35 45L33 46V44H31V46H30V42ZM38 40H40V43L37 42ZM6 41H9V42H6ZM17 42H15V43H17ZM27 42H29L28 43L29 45L27 44ZM41 42H42V44H41ZM205 42H207L208 44H205ZM209 42H212V45ZM213 42H214V44H213ZM217 42H219V43H217ZM4 43H6V44L4 45ZM7 43H11L9 46L10 47L14 46V48H16V49L11 48L13 50H10V47L8 46L10 51L8 50L9 52H6L5 50L8 49L6 46V45H8ZM23 43H24V45L27 44V45H25V47L27 46L30 49L27 47L25 48L24 46H23L24 48L22 49ZM195 43H196V41H195ZM233 43H235V46L233 45ZM46 44L48 46V42ZM225 45H226V47H225ZM4 46L7 49L5 48V50H3ZM41 46L43 47V49H41L42 48ZM223 46L225 49L223 48ZM31 48L32 49L34 48V49L32 50ZM226 48H228V50ZM24 49H26V50H24ZM35 49H36L37 53L35 52ZM39 49H41V50H39ZM192 49L190 50V52L193 51V53H195L196 49L195 50H192ZM207 49H209V50H207ZM19 50L22 52L24 50V53L20 54ZM4 51H5V54H4ZM11 51L12 52L15 51L14 53L16 55L14 53L12 54ZM30 51L31 52L33 51V53H35L37 55L39 54L41 56L40 57L38 55V57H36V59L41 58L40 61H39V59L37 61H39V64L41 61H43L42 63L44 65L43 66L44 68L40 67L43 69V70H40L41 71L40 74L42 73V71L46 70V71H48L47 76L43 72L44 74H42V75H45V76L40 77L39 72H36V70H35V72L38 75H34L35 74V72H34V74H33L34 77L32 76V78H31L29 76L30 72L27 73V71H28V69L26 68L27 61H26V63L25 62L23 63L25 65H23L22 68H20L21 66H19V69L21 71L18 70L16 62L18 64V63L22 62V60L24 58H25L24 60H27L26 59L27 56H25V54L27 53V55H28V52H30ZM43 51L46 53V55H48V57H45L46 55L44 56V54H42V53H44ZM188 51H184V53L187 52L185 54L183 52H181L180 57H181V55L187 56ZM196 51H198V50H196ZM205 51L207 53L206 56L204 53ZM10 52H11V54L8 55L7 53H10ZM3 54L6 56V58H5L6 60L3 58L4 57ZM203 54H204V56H203ZM208 54L211 56L209 57ZM216 54L218 57L215 56ZM11 55L16 56V59H15V57H12ZM20 55L22 58H20ZM207 55H208V57H207ZM212 55H213V58H212ZM9 56H11L10 59L12 62L9 61ZM186 56L185 57L182 56L181 58H179V61L181 59L182 60L181 62L185 64ZM17 58H19L21 61ZM182 58H184V59H182ZM12 59L14 60V63H13ZM3 60H5V61H3ZM8 61H9V63H8ZM45 61H46V63H45ZM50 62H52V60ZM182 63H181L180 67H182ZM192 64L189 66V63H187L188 69H190V67H192ZM19 65H22V63H20ZM40 65H42V64H40ZM204 65L207 68H205ZM184 66H186V64ZM10 67L14 72L16 71L15 69L17 68V71L15 72V74H14V72L12 73V71L9 69ZM6 68H7V70H6ZM186 68H180V70H182L183 73L185 72L184 75H187L186 71H185ZM195 69H197V70H195ZM207 69H209V70L211 69V71L209 72V70L207 71ZM214 69H215V72H214ZM251 69H252V71H251ZM24 70H26V71H24ZM204 70H205V72H204ZM223 70H224V72H222ZM7 71H8V73H7L8 75L5 74V72H7ZM23 71L25 73H23ZM187 73H188V71H187ZM197 73H196V75H197ZM218 73H220L219 74L220 76L218 75ZM210 74H211V76H210ZM5 75H7V76H5ZM202 76H205L206 77L205 79L207 81L205 79L202 80V78H204ZM221 76H222V78H221ZM37 77L39 78V81H38V79H36ZM185 77L186 76H184V78ZM187 77L189 78L190 76L188 75ZM187 77H186V79H187ZM33 78L35 79L36 84H34ZM199 78H200V80H198ZM261 79H262V81H261ZM236 81H238V82H236ZM201 82H203V83H201ZM204 82H206V83H204ZM2 83H4L3 80H2V82H0V85L4 86V84H2ZM245 83H246V85H245ZM184 84H182V85H184ZM8 85H9L10 90H8V87L5 88V86H4L5 89L3 88V91L7 89L8 91L7 90L6 91L8 92V94L10 92V94H9L10 97L13 98V96H14L15 100H17V98H18V100H21L24 102H27L28 100H30V102H31L33 99L34 103L36 105H27L28 103L30 104V102L19 103L20 105H18L19 101L17 100L18 102H16V104H15L14 99H13L14 102L11 101L12 99L10 100V102H8V99L10 97H9V95H7V97H9L7 99V97H6L7 92H5V91L1 92L0 91L1 93H5V94H3L2 99L7 100V101L4 100L6 103H3L2 99H0V101H2V103L4 104V105L0 104V132L5 131L6 128H9L10 131L12 130L11 131L12 133H10L12 136L11 140L13 141L12 142L13 146L15 148H17L16 152L11 153L9 151V149L3 147V137L0 136V210H1L0 211V252L1 251L4 252V253L1 252L3 255L0 253L1 254L0 263L3 261V263H1V264H35L36 262H37V264H39L40 260L37 261L36 259H41L42 264H51L50 263L51 259H49V258H50V253H52V249L54 250V246H58L59 244H61L60 237L62 235H64V236L66 235L65 237H68L69 239H73V238L75 239V237H73V236H75V234L73 233L74 229L86 228V230L89 234L88 233L86 234V238L84 239V242H83L84 243L83 245H85L86 247L82 246V245L79 246V244H80L79 243V244H77V247H75V248L73 247V249H69V251H66L67 255L69 256V262H68L69 264H70V262L71 263L73 262L72 264H78V263L84 264L87 260L88 261L90 260V255H91L90 261H92V259L94 260L95 258H96L95 260L99 261V259L101 258L100 260L102 263L104 261V264H105V262H106V264H108L107 262H114V264H118L117 262H119V261H120V264H122V260L124 262L126 260H128L127 257H131V258L135 257L136 258V257H138V255H140V253L142 254V253H146V252H151V254L152 253L153 254L154 253L155 254H158V253L162 254L166 251L173 250L174 247L181 246V244H182V246L187 245V243L190 244L191 241H189V240H192V242L194 241V239H192L193 236L190 234V231L187 229V227L184 226L180 217L176 216L178 214L175 211V208H173L175 206V204L173 202L171 203L167 199V196L165 195L164 192H161L159 180L152 178V177H148L146 180L139 178L138 173L140 172V168L137 165V163L132 162L133 159H131L130 163H127V164H122L123 162L121 160H119L118 164H120V165H117V171H118V167H119V171H118V173L117 172L115 173L117 177L115 176L113 183H108L106 181V179L105 180H104V178L102 179V177L99 176L97 172H94V171H96V169L94 168V166L90 165L92 163L89 162L90 160H88V159H90L89 157H91L92 154L91 153L87 154V152L83 148H82L83 150L81 151V148L77 149L78 148L77 147L76 148L77 154H76V156H72V157L68 156V154H65L64 152L62 154H59V155L51 153L50 148H49V138L52 135V131H53L54 126L57 125V119H60V117L58 116L59 117L58 118L56 116L57 117L56 118L53 114V116H54V119H53V116H51L52 113H50V111L48 110L49 109V107H47L48 104H45L46 103L45 101L48 98H49L48 103L50 102V104H49L50 107L52 106L51 104H53V103H51L53 101H51V99L49 97V95H51V93H50V91L47 90V86H44L43 84H42L43 88L41 86H39V87L34 86L35 87L34 89L38 90V92H37L38 96H36V94L34 93L35 91L33 92L34 89H32V95L30 93L31 97L29 96V91H28V92H26L25 96L29 97V98L25 99L23 97V95L25 94L24 90H23V93H20V92H22V90L21 91L14 90V91H16L14 94V91H11V89H13V88H11L13 85H11V87H10L9 83H8ZM46 85H47V82H46ZM40 87H41V89H43V92H42V90H40L41 93H40L39 89H36V88H40ZM196 87H197V89H196ZM211 88L214 90H212ZM0 89H2V88H0ZM205 89L206 90L208 89L207 90L208 92L205 91ZM44 90L46 91L45 95H43ZM182 90H184L183 86H182ZM187 91H189V92H187ZM16 93L18 95L19 94H21V95L23 94V95H22V97H21V95H19L20 96L19 97V96H16ZM47 93H50V94L46 95ZM42 95H43V97L45 96V98L47 97V99L46 100L43 99ZM188 95H190V98ZM207 95L209 96V98L207 97ZM32 96H33V98H32ZM39 96H41L42 100L40 98H37V99H38V101L40 100V103H41V101H43V103H41V104H38L37 103L38 101L35 100L36 99L35 97H39ZM199 96H202V99ZM51 97H52V95H51ZM205 98H207V103H206ZM221 98H223V100H225V101H222ZM202 101H204V103H206L208 106H210V104H211V109L207 105H206V107H208V108H206ZM7 102H8V104H10L9 106H6ZM199 102H201V103H199ZM225 102H227V103H225ZM233 102H236V103H233ZM240 102H242V103H240ZM13 103L16 106H14ZM198 103H199V106H198ZM208 103H210V104H208ZM11 104H13V105H11ZM43 104H44V106H43ZM189 105L191 106V108H189L190 107ZM202 105H204V107ZM221 106H222V108H224V107L227 108V110L225 108L223 109L226 113H222L223 110H222ZM23 107L25 109L27 108L28 112ZM183 107H181V108H183ZM194 107L195 108L198 107L196 110L199 111V114H198V112L195 113V111L193 110V109H195ZM32 108H33V110H32ZM35 108H36V110H35ZM52 108H53L52 109V111H53L57 107L54 108V106H53ZM216 108L220 109L219 113L217 112L218 109H216ZM183 110L186 112L185 115H184ZM208 110H210V111H208ZM211 111H213L212 112L213 114L211 113ZM215 112L217 115L215 114ZM53 113H54V111H53ZM201 113H203V114L201 115ZM222 114H223V116H222ZM212 115H214V116L216 115L217 117L216 116L214 117ZM220 115H221V117H220ZM62 116H64V115L61 114V118H62ZM200 116H202V118ZM225 116L226 117L228 116V118H226ZM209 118H212V119H209ZM64 119H66V116L63 118V120ZM228 119H230V121ZM232 119H233V121H232ZM60 120H62V119H60ZM211 120H213L212 125H211L212 122H209ZM191 121H192V124H191ZM198 121H199V123H198ZM196 122L198 123V125L200 127L197 126ZM216 123L219 124V127L222 126L223 130L220 131V128L218 127V125ZM194 124H196V126ZM209 124L211 127L209 126ZM234 124H235V126H234ZM252 124H254L255 127H253ZM226 125H228V126H226ZM236 125H237V127H236ZM186 126H187V128H186ZM193 126H195L196 128ZM215 128H217L218 130ZM232 128H234V130H232ZM210 129H213V130L215 129L214 133ZM189 130H190V132H189ZM228 130H229V132H228ZM231 130H232V132H231ZM159 131L162 133L159 134L160 133ZM204 132H206V131L203 130V133ZM224 132H226V133H224ZM241 132H243V133H241ZM147 133H148V135H147ZM244 133H246V134L244 135ZM255 133H257V134L259 133V134L256 135ZM153 134L156 136H154ZM157 134H159V135H157ZM213 134H215V135H213ZM114 135L115 136L117 135L118 138L114 136L115 138H113V140H116L119 143H117L116 141H113V143H114L113 147L115 145L117 146V144H119L120 146H123V144L125 143L124 145H127V143L129 142L125 137H123L122 139L125 138V140L127 142L123 141L121 139L122 136L121 137H120V135L118 136V133H116ZM142 135L145 137L146 140L151 139V141L148 140L149 142L147 143V141L144 139V137H142ZM148 136H149V138H148ZM214 136H216V137H214ZM242 136H244V138H243L244 142H243V139H241ZM153 137H155L156 139ZM249 137H250V139H249ZM136 138H137V140H135ZM245 138H247V139L245 140ZM256 138H258V139H256ZM222 139H224V140H222ZM229 140H231V141L229 142ZM222 141H225V142H222ZM174 142H176V143H174ZM231 143H232V145H230ZM147 144H149L148 145L149 147L147 146ZM154 145H155V147H153ZM235 145H236V147H235ZM118 146H117V148H118ZM146 146L148 147L147 152H145ZM220 146H221V148L219 149ZM115 147H114V149H115ZM223 147H225V148H223ZM245 147H246V150H245ZM176 148H177V151H176ZM234 148H236V149H234ZM225 150H227L228 152ZM231 150H234V152L235 151L236 152L234 153ZM237 150H239L241 154H239V152H237ZM83 151H85L86 154ZM244 152H246V153H244ZM146 153H148V154H146ZM215 154H216V156H215ZM172 155H173V158H172ZM63 156H65V158ZM86 156H89V157H87L88 158L87 160L85 159L88 162V163H85V165H86V169L89 170L90 174L88 175V178L92 181V188L93 189L91 191V194H87L85 198L78 197L81 207L79 210H76V212L74 214V218L75 217L77 218L79 216L80 211L84 214L85 223L87 224L86 227L81 226V224L79 223V221L77 222V220L75 221V223H77L76 225H73L71 220H67V221L63 222V217L60 216L61 218H59V219L57 218V220L54 219V221L53 220L49 221V222H51V221L54 222L55 225L50 223L49 225H50L51 229H50V227H48L49 225H47V227H46L48 229V232H47L46 230L43 229L44 228V225L42 224L43 222L38 217H32V215L31 216L29 215L30 220H33V221H31L32 224L28 223L29 225L27 226V228L21 227L20 225L22 224V226H26L25 221H28L29 219L27 220V219H25L26 217H24V219H25L24 220L22 218V221H20V223H19L20 225H19L17 223L19 221H16L17 219H15L17 217H15V216H14V218L11 217L13 214V211L11 209L12 206H10V205H12V200H11L12 196L11 195L13 193V190H15V188H17L18 185L21 186V188L24 190L23 196L26 197L27 203H29V201H34L35 199L38 201H41L42 199L49 200V188L53 184L52 182H55L57 180L58 174H59L58 172H55L54 169H52L53 164L55 165V163L61 162V164L63 165L62 171L65 173L67 172V174H69L71 177L74 178L77 176L76 165L78 163L76 162V160L77 161L82 160V159L84 160V157H86ZM233 159L235 161H238V162L236 163ZM227 160H229V161H227ZM258 160H260V162ZM145 161H143V162H145ZM219 162H221V163H219ZM197 163H199V160L197 161ZM222 163L223 164L226 163L224 168H223ZM260 163H262V164H260ZM8 164H10V165L7 166ZM11 164H13L14 167H15V165L16 166L21 165V166H23L24 170H22V169L14 170V167L12 168ZM37 164H38V166H37ZM200 164H201V162H200ZM219 164H220V167H219L220 169L218 168ZM233 165H234V167H233ZM197 166L199 167L198 164H197ZM6 167H8L9 170L11 169V173H9V171L7 170L8 168H6ZM201 167H200V169H201ZM233 168H234V170H233ZM250 169H251V172H250ZM236 170H238V171L236 172ZM7 171H8V173H7ZM219 172L222 176L219 174ZM223 172L226 173L225 174L227 176L226 179L223 177V176H225V175H223L224 174ZM9 174H11V175H9ZM208 174H210V175H208ZM9 176H11V177H9ZM220 177H223V179H219ZM14 182H16L17 184ZM216 182L218 185L216 184ZM227 183H228V186H227ZM216 186H221V187H223V189H221V190L217 189ZM210 190L212 193H209ZM228 191H230V194H231L229 196L225 195V194H228ZM214 192L217 193V195ZM233 193L235 196L233 195ZM211 195L215 198V200L212 198ZM70 197H72V196H70ZM70 197H68V198H70ZM38 198H40V199H38ZM216 198H218V201ZM164 199H166V200H164ZM1 201H3V202H1ZM164 201H165V203H164ZM215 201H216V203L214 204ZM166 203H168L167 205L170 208H168V206L164 205ZM237 203H238V205L242 203V207L238 206ZM218 204L220 206L221 205L222 206L219 207ZM225 205L228 206L229 209ZM1 206L3 208H1ZM164 206L166 207V209ZM230 206H231V208H230ZM167 208H168V210H167ZM236 208L238 210L236 212H238V213H236L234 211ZM9 211L12 213H9ZM30 211H31V209L26 210L25 212L30 213ZM34 211H35V213L38 212L39 206H37ZM173 211H174V213L172 214ZM214 211H215V213H214ZM169 212H171V213H169ZM175 212H176V215H175ZM216 212H217V214H216ZM226 212H227V214H226ZM29 213H27V214H29ZM208 214H210V216ZM220 214H222V215H220ZM171 215H172V218H171ZM218 215L222 216V217H219ZM216 216H217V219H216ZM8 217H10V219ZM19 220H21V219H19ZM21 222H23L24 224ZM172 223H173L174 227L171 226ZM29 227L32 229H30ZM37 227H38V229H37ZM258 227L260 230L264 229V215H260L255 220L254 224H252V226L250 227V232L247 229L248 231L244 230L243 232H241L239 234V237H238V234H236L235 237H238L239 239L235 238L233 240L234 236H230L232 238V240L230 238L231 242L241 241L242 238H243L242 240H244V238L246 239V236H248V237L251 236L250 234H252V236L257 235L260 231L258 229ZM260 227H262V228H260ZM55 228L56 229L58 228L57 229L58 231H56ZM49 229L51 230V232ZM33 230H35L34 233H30V231L32 232ZM168 230L170 231V233H174V231H175V233L171 234L169 236V232L167 234ZM254 230H256V231H254ZM52 231H54V232H52ZM245 232H247V233H245ZM253 232H256V233L253 235ZM35 233H36V236H35ZM48 233H51L52 235H49ZM31 234L32 235L34 234V235L32 236ZM141 234H142V236H140L141 237L140 238L139 235H141ZM54 235H55V238L53 237ZM240 235H243L244 237L242 236V238H240ZM182 236L185 237V239L188 238L189 240L188 239H187V241L185 239L183 240ZM160 238H162V239L160 240ZM179 238L182 239L184 241V243L185 242H187V243H185V244L179 243L180 242ZM166 239H167V243H166ZM173 239H174V241H173ZM176 239H177V241H175ZM224 239H226V238H224ZM228 239L229 238L227 237L226 240H228ZM91 240H92V242H91ZM132 240H134V242H132ZM163 240H165V241L163 242ZM182 240H181V242H182ZM226 240H220V242H217L218 244L217 243L216 244L219 246L220 245L222 246V244L223 245L227 244V243H223ZM262 240H264V239H262ZM262 240L259 241L258 243L264 242ZM159 241H160V243H158ZM161 242H163V243H161ZM168 242L169 243L171 242V244H168ZM89 243L91 246L89 245ZM165 243H166V245L164 246ZM167 244L170 245V247L173 249H170ZM261 244H259V245H261ZM172 245H175V246L172 247ZM215 246H212V247L214 248ZM252 246L254 247V245H251V247ZM78 247H80V248L82 247V248L80 249ZM161 247H163V248L167 247V248H165L166 251H163L164 249L161 250L162 249ZM216 247H218V246H216ZM255 247H256V245H255ZM56 248L57 247H55V250H56ZM197 248H199V250H197L194 247L193 248L188 247L187 249H184L185 251L181 250L180 254H179V252L172 253L170 256L172 258V260L169 258L170 261H168L169 259L166 258V259H162L161 262L157 261L158 263H156V262L155 263L161 264L164 261H166V263L171 262V261L175 262L176 259H177L176 261H178V259H180V258H181L180 260H182L183 257L189 256V254H187L189 251H190L189 253H191V255H193L194 253L196 254L198 251H199L198 253L204 251V249H203L204 246L198 245ZM4 249H6V250H4ZM83 249H85L86 252ZM96 249L98 251H96ZM192 249H193L194 253H193ZM205 249H208V248L205 247ZM209 249H210V247H209ZM255 249L256 250L260 249L261 251H264V245H261L260 247L255 248ZM34 250L36 253L34 252ZM50 250H51V252L49 253ZM256 250L251 248V251H250L251 254L256 253L257 252ZM15 251H17V253ZM88 251H89L90 255L87 253ZM22 252H24V253H22ZM56 252H54V253H56ZM82 252H84V254H86V255H89V256H87L89 258H85L86 256H84V254ZM95 252H98V253H95ZM241 252L242 251L239 252L241 255H238L239 253L234 254L235 257L236 258L238 256L242 257L245 253H243V252L241 253ZM179 255H180V258H179ZM230 255H228V256L222 255V256H220L221 259H219L220 257H217L218 260L215 258V260L213 259L210 261L211 263L210 262L209 263L210 264H214V263L215 264H231V263H234L232 261L233 260L235 261L236 258L233 259L231 257H234V256L231 255V257H230ZM223 257L226 258L227 260H225ZM107 258H109V261ZM240 259L241 258L238 257V262L240 261ZM87 263L88 262H86V264ZM89 263L95 264V263H100V261L99 262L94 261L93 263H91V262H89ZM209 263H206V264H209ZM235 263H236V261H235ZM40 264H41V262H40ZM109 264H112V263H109ZM162 264H165V262Z\"/></svg>", "mask_w": 264, "mask_h": 264}, {"label": "crops", "instance_id": "crops-1", "mask_svg": "<svg viewBox=\"0 0 264 264\" xmlns=\"http://www.w3.org/2000/svg\"><path fill=\"white\" fill-rule=\"evenodd\" d=\"M67 203L71 206L75 211L79 210L81 205L78 197H70L67 199Z\"/></svg>", "mask_w": 264, "mask_h": 264}]
</instances>
